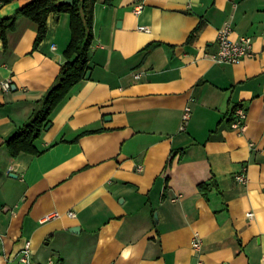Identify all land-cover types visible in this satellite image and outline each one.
<instances>
[{
    "label": "crops",
    "instance_id": "crops-1",
    "mask_svg": "<svg viewBox=\"0 0 264 264\" xmlns=\"http://www.w3.org/2000/svg\"><path fill=\"white\" fill-rule=\"evenodd\" d=\"M29 1L0 4V20ZM227 24L253 57L213 61ZM93 31L90 78L52 115L42 154L17 159L6 143L56 83L70 15L49 17L37 49L27 18L7 48L0 32V264H23L28 244L33 264H264V0H99ZM239 106L244 131L229 122Z\"/></svg>",
    "mask_w": 264,
    "mask_h": 264
},
{
    "label": "trees",
    "instance_id": "trees-1",
    "mask_svg": "<svg viewBox=\"0 0 264 264\" xmlns=\"http://www.w3.org/2000/svg\"><path fill=\"white\" fill-rule=\"evenodd\" d=\"M13 0H0L1 5ZM63 0H30L18 14L0 20V32L4 45L8 46V33L15 30L18 18L24 17L38 26V34L34 49L45 39L48 32V19L53 15L63 13L70 15L71 40L64 51L65 65L62 67L58 79L48 94L38 104L31 120L19 128L7 141L6 145L12 158L17 159L22 154L38 156L42 154L36 146L44 129L50 124L52 115L67 99L72 89L85 79L91 64V49L94 42V12L99 0H74L72 5L62 4ZM112 4V0H106ZM203 22L191 34L189 41H194ZM160 44L152 43L143 52L149 55ZM238 108V107H237ZM236 108V109H237ZM236 109L230 117V124L236 121ZM210 188L208 183L199 185V191L207 195Z\"/></svg>",
    "mask_w": 264,
    "mask_h": 264
},
{
    "label": "built area",
    "instance_id": "built-area-1",
    "mask_svg": "<svg viewBox=\"0 0 264 264\" xmlns=\"http://www.w3.org/2000/svg\"><path fill=\"white\" fill-rule=\"evenodd\" d=\"M142 6H137L135 8V13L139 14L142 10ZM142 31H148L146 27H140ZM233 27L231 24H227L224 28H222L218 33V50L216 53L212 55V59L217 64H238L247 58H251L254 55V40L251 36L244 35L239 39L234 40L231 36ZM11 81L4 82L2 87L5 91L11 90ZM192 115V107L186 106L183 114V122H182V130H186ZM246 120H247V110L243 106H239L236 109V121L233 123V128L238 131L246 130ZM140 171L142 167L138 168ZM236 180L238 183L247 184L249 182L247 169L244 168L239 174L236 175ZM70 217H75L76 214L74 212H69L67 214ZM249 216H253V214H249ZM62 217L60 212H53L47 215L44 218V222L51 221L54 219H58ZM202 247V240L198 234L194 236L193 240V248L196 251H200ZM19 261L23 264H33L32 262V252L30 249V245L28 244L26 248L22 251L19 256ZM201 264V263H199Z\"/></svg>",
    "mask_w": 264,
    "mask_h": 264
},
{
    "label": "water",
    "instance_id": "water-1",
    "mask_svg": "<svg viewBox=\"0 0 264 264\" xmlns=\"http://www.w3.org/2000/svg\"><path fill=\"white\" fill-rule=\"evenodd\" d=\"M62 4H65V5H72L73 3H74V0H63L62 2H61ZM90 76H91V71H89L88 73H87V75H86V79H89L90 78ZM50 127V125L48 126V128ZM13 177H17V175H12ZM79 231V229L78 228H75L74 229V232H78Z\"/></svg>",
    "mask_w": 264,
    "mask_h": 264
}]
</instances>
